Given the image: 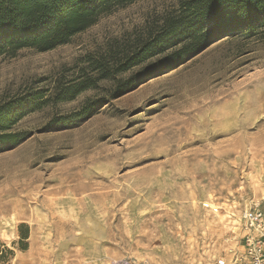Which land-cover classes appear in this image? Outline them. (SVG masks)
Masks as SVG:
<instances>
[{
	"label": "rangeland",
	"instance_id": "374dc122",
	"mask_svg": "<svg viewBox=\"0 0 264 264\" xmlns=\"http://www.w3.org/2000/svg\"><path fill=\"white\" fill-rule=\"evenodd\" d=\"M186 1L136 0L55 50L0 57V107L48 97L90 70L88 56L135 47ZM114 84L50 101L10 130L28 138L0 147V248L13 253L4 264H232L246 213L264 212V27L142 74L75 127L46 129Z\"/></svg>",
	"mask_w": 264,
	"mask_h": 264
},
{
	"label": "trees",
	"instance_id": "16d2710c",
	"mask_svg": "<svg viewBox=\"0 0 264 264\" xmlns=\"http://www.w3.org/2000/svg\"><path fill=\"white\" fill-rule=\"evenodd\" d=\"M136 0H0V57H15L21 50L49 52L70 43L76 35L94 26L100 15L114 7H123ZM239 21L231 15L235 0H188L177 16L168 18L146 40L122 53L112 50L95 58L88 56V70H81L75 79L58 85L47 97L46 92H34L0 107V147L14 148L28 135L10 132L25 113L55 104L74 101L87 90H95L101 81H114L109 98L87 100L67 115L57 116L46 127L48 131L75 127L92 118L110 100L132 91L142 74L158 73L174 68L194 57L220 39L253 33L264 27V0H241ZM161 57L145 73L127 80L118 76L146 61ZM27 239V238H25ZM12 251L0 248V262L6 263Z\"/></svg>",
	"mask_w": 264,
	"mask_h": 264
},
{
	"label": "built area",
	"instance_id": "2783aa9c",
	"mask_svg": "<svg viewBox=\"0 0 264 264\" xmlns=\"http://www.w3.org/2000/svg\"><path fill=\"white\" fill-rule=\"evenodd\" d=\"M245 217L249 234L243 238L242 251L234 255L232 264H264V212L258 204Z\"/></svg>",
	"mask_w": 264,
	"mask_h": 264
},
{
	"label": "snow or ice",
	"instance_id": "6c2138e0",
	"mask_svg": "<svg viewBox=\"0 0 264 264\" xmlns=\"http://www.w3.org/2000/svg\"><path fill=\"white\" fill-rule=\"evenodd\" d=\"M242 10L241 0H235V11L231 14L236 21H239V14ZM4 26L0 25V29Z\"/></svg>",
	"mask_w": 264,
	"mask_h": 264
},
{
	"label": "bare ground",
	"instance_id": "6f19581e",
	"mask_svg": "<svg viewBox=\"0 0 264 264\" xmlns=\"http://www.w3.org/2000/svg\"><path fill=\"white\" fill-rule=\"evenodd\" d=\"M109 155H107V157H108ZM109 159V158H108ZM115 159H117V157L115 158ZM111 160V159H110ZM87 173V172H86ZM85 175V174H84ZM87 175V174H86Z\"/></svg>",
	"mask_w": 264,
	"mask_h": 264
}]
</instances>
